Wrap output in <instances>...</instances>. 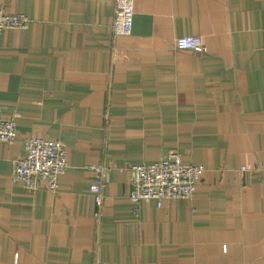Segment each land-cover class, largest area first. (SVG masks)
Returning a JSON list of instances; mask_svg holds the SVG:
<instances>
[{
	"label": "crops",
	"instance_id": "obj_1",
	"mask_svg": "<svg viewBox=\"0 0 264 264\" xmlns=\"http://www.w3.org/2000/svg\"><path fill=\"white\" fill-rule=\"evenodd\" d=\"M0 0V264H264V0ZM199 36L206 50H178ZM57 140L52 191L12 181L26 138ZM204 168L190 199L137 204L130 166L169 151ZM108 171L101 216L90 166ZM245 166L247 170H241Z\"/></svg>",
	"mask_w": 264,
	"mask_h": 264
},
{
	"label": "built area",
	"instance_id": "obj_2",
	"mask_svg": "<svg viewBox=\"0 0 264 264\" xmlns=\"http://www.w3.org/2000/svg\"><path fill=\"white\" fill-rule=\"evenodd\" d=\"M112 30L114 36H125L131 32L132 0H114ZM30 19L21 14L6 13L0 7V33L4 30H24ZM178 50L202 52L206 46L199 36H182L175 40ZM17 137L16 122L5 118L0 108V143L11 144ZM68 166L66 149L57 140L26 138L23 141V154L13 165L12 181L19 182L29 191L45 187L54 191L59 177ZM93 172L89 186L96 210L101 216L102 190L107 182L108 171L101 165L90 166ZM245 166L241 170H247ZM130 200L137 204L142 201H155L160 205L164 200L192 198L196 184L204 173V168L185 164L176 150H169L163 158L151 164L130 166Z\"/></svg>",
	"mask_w": 264,
	"mask_h": 264
}]
</instances>
